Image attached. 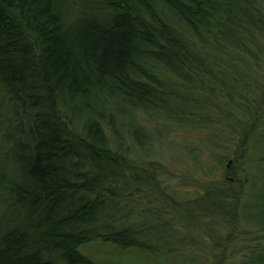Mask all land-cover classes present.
Here are the masks:
<instances>
[{
    "label": "trees",
    "instance_id": "obj_1",
    "mask_svg": "<svg viewBox=\"0 0 264 264\" xmlns=\"http://www.w3.org/2000/svg\"><path fill=\"white\" fill-rule=\"evenodd\" d=\"M97 242L264 264V0H0V264Z\"/></svg>",
    "mask_w": 264,
    "mask_h": 264
},
{
    "label": "rangeland",
    "instance_id": "obj_2",
    "mask_svg": "<svg viewBox=\"0 0 264 264\" xmlns=\"http://www.w3.org/2000/svg\"><path fill=\"white\" fill-rule=\"evenodd\" d=\"M161 128V127H160ZM168 131L161 132L163 137H166ZM172 133V130H169V134ZM174 142L178 139L181 140L180 136L175 135L172 137ZM207 159V158H206ZM231 160L224 162L225 167H230ZM230 162V164H229ZM221 253L223 250L214 249ZM84 255L89 257L95 264H183L182 260L173 254H168L167 256H161L156 259L153 256L145 255L137 251H123L115 245L106 244V243H93L83 249ZM214 252L207 250V256L211 259Z\"/></svg>",
    "mask_w": 264,
    "mask_h": 264
}]
</instances>
